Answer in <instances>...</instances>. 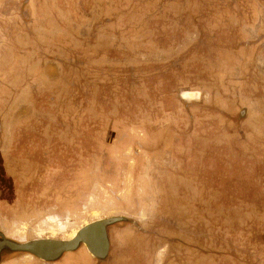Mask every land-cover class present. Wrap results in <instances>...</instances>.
Masks as SVG:
<instances>
[{
  "label": "rangeland",
  "instance_id": "rangeland-1",
  "mask_svg": "<svg viewBox=\"0 0 264 264\" xmlns=\"http://www.w3.org/2000/svg\"><path fill=\"white\" fill-rule=\"evenodd\" d=\"M54 2L53 50L0 41V241L110 221L83 263L264 264V0Z\"/></svg>",
  "mask_w": 264,
  "mask_h": 264
},
{
  "label": "crops",
  "instance_id": "crops-1",
  "mask_svg": "<svg viewBox=\"0 0 264 264\" xmlns=\"http://www.w3.org/2000/svg\"><path fill=\"white\" fill-rule=\"evenodd\" d=\"M30 1L31 0H0V12H1V9H3V10L6 9V11L11 12L9 16L4 17L5 22L2 19L3 17L0 18V41L5 40L4 46L0 42V47L3 48V47L8 46V49H5V50L11 51V49H14L13 50L14 54L15 53L18 54V52L21 54V51H26V52L32 53V54H37L42 50L51 51L55 48L54 47L55 43L57 41H58L57 43L60 42L59 41L60 36H56L54 34L49 33L50 29L56 26L55 25L56 19H55V16L53 13L49 14L50 19H51L50 23H48V24H40L39 23L37 25V27L34 29H32L31 26L29 27L30 24L28 22L34 21L33 18L29 16L28 5L30 4ZM56 2H54V0H53V4L54 3L57 4ZM15 11L18 12L19 15L15 16L14 15ZM25 13H26V15H25ZM49 15L43 14L44 20H45V17L46 16L49 17ZM7 17L10 19V21H8L6 19ZM24 30L26 32H24ZM27 30H30V31L27 32ZM39 30H41L43 34H41V33L39 34L38 33ZM40 36L43 40H45L43 43H40V41L38 40V38ZM14 38H15V40H13ZM12 44H14L16 46L12 47ZM12 58H13V56H12ZM12 58L10 59V56L9 57L5 56L3 58V61L0 60V70H1V65L2 66L6 65V63L3 64L2 62H4V60L5 61L6 60H12ZM32 60L33 59L31 57L30 64H32L34 62V61L32 62ZM27 64H28V62L22 63V66L24 67ZM36 66H37V63H36ZM4 75H5V73H4ZM19 77L20 76H17V77L13 76V77H10V79L12 78L13 84H20V83H18L19 81H21V78H19ZM6 78H7V76H6ZM3 81H5V83H7L5 80V77L3 78V72L0 71V83ZM6 89H7V87H6ZM3 99H4V97L2 98V96L0 94V116H1V111L4 109L1 106V104L3 103ZM2 128L4 129V125L1 127V130H0V132H1L0 144L3 142L2 133H5V129H6V131H8L7 126L4 130ZM85 258L88 261L89 259H92V256L89 255V252H88V250H86V248L80 247L76 251L65 253L64 255H62L60 258H58L55 261L46 262V261H43V260L37 258L36 256H34L30 253H27V252L21 253L20 252V253H14L13 255H9L5 259L3 258L2 261L0 262V264H82L84 262V260H82V259H85ZM159 261L162 262V259L160 258ZM146 262L148 263V259H146ZM83 264H86V263H83ZM153 264H156L155 260H154Z\"/></svg>",
  "mask_w": 264,
  "mask_h": 264
},
{
  "label": "flooded vegetation",
  "instance_id": "flooded-vegetation-1",
  "mask_svg": "<svg viewBox=\"0 0 264 264\" xmlns=\"http://www.w3.org/2000/svg\"><path fill=\"white\" fill-rule=\"evenodd\" d=\"M108 224H110V221L92 223V225L87 230L77 233L73 240L70 241H56L49 239H34L28 242L19 243L12 242V240L0 241V262L3 258L5 259L9 255L20 252L30 253L43 261L49 262L57 260L67 252L76 251L80 247L86 248V250H91L93 248L98 250V246L103 248V242L104 245L106 242H108ZM12 244H28V246L31 248V251H34L35 254L25 250H17L12 246ZM72 245L75 246L69 251L67 248L71 247ZM89 254L93 258H101L100 255L95 253L89 252Z\"/></svg>",
  "mask_w": 264,
  "mask_h": 264
},
{
  "label": "water",
  "instance_id": "water-1",
  "mask_svg": "<svg viewBox=\"0 0 264 264\" xmlns=\"http://www.w3.org/2000/svg\"><path fill=\"white\" fill-rule=\"evenodd\" d=\"M91 225H92V224H88V225L82 227V228L78 231V233H80V232H84V231L87 230ZM74 237H75V236H74ZM12 246H13L15 249H17V250H25V251L33 252V253L35 254L34 251H31V248L28 246V244H22V245L12 244ZM74 246H75V245H72L71 247H68L67 249L70 251ZM87 249H88V248H87ZM90 249H91V247H90ZM88 252L93 253V252H92V249H91V250L88 249Z\"/></svg>",
  "mask_w": 264,
  "mask_h": 264
}]
</instances>
